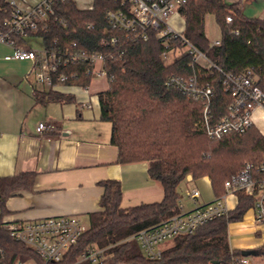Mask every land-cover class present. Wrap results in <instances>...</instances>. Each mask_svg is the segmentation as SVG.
Masks as SVG:
<instances>
[{
	"label": "trees",
	"instance_id": "16d2710c",
	"mask_svg": "<svg viewBox=\"0 0 264 264\" xmlns=\"http://www.w3.org/2000/svg\"><path fill=\"white\" fill-rule=\"evenodd\" d=\"M109 8L107 0H97L93 11L80 9L72 1L55 0L57 20L50 19L48 33L38 36L46 48L76 42L85 52L106 55L109 89L100 93L98 99L101 119L112 126L111 144L119 150L118 162H149V177L162 184L164 197L158 203L123 208L120 183H100L104 189L100 211L90 215V226L77 246L55 264H234L242 254L230 249L229 225L242 221L254 204L253 198L241 193L238 205L228 217L200 228L192 236L175 238L171 247L163 249L159 260L145 258L133 237L181 212L179 186L189 175L195 181L208 177L214 195L224 196V184L228 179L246 164L262 161L264 137L252 127L243 135L209 139L201 124L202 102L166 86L169 76H191L190 58L166 64L162 58L163 47L155 39L148 42L123 40L117 47L103 48L101 42L108 36L105 15ZM181 11L185 16L184 34L190 43L225 72L240 74L253 68L259 79L258 86L264 91V19L250 18L237 3L229 4L225 0H188ZM10 12L9 4L0 0V31L6 30L4 23ZM209 15L215 17L221 31L219 45H213L206 35L205 23ZM227 16H232L230 24L226 22ZM87 71L86 64L72 66L68 72L75 73L77 79L61 85L87 88L92 81ZM220 81L218 73L210 79L215 88L212 106L215 119L226 113L231 102ZM42 96L49 101H67L52 90ZM244 137L249 143L241 142ZM237 144L245 145L239 150ZM242 152L241 161L247 159V162H227L229 155ZM255 152V158L251 157ZM32 176L23 175L30 180ZM17 179L20 178L0 181L1 215H4V203L12 194ZM90 246L106 250L102 263L79 262ZM0 249L5 251L3 264L29 259L41 262L34 251L15 242L1 227ZM258 256L264 259V248L258 251Z\"/></svg>",
	"mask_w": 264,
	"mask_h": 264
},
{
	"label": "built area",
	"instance_id": "2783aa9c",
	"mask_svg": "<svg viewBox=\"0 0 264 264\" xmlns=\"http://www.w3.org/2000/svg\"><path fill=\"white\" fill-rule=\"evenodd\" d=\"M9 4L11 12L5 21V31H0V45L14 50L7 59L30 61L36 84L53 89L70 79H77L75 73L68 72L74 65H88L87 73L92 80L105 79L109 83L106 70V55L103 53L83 51L78 43L41 50L30 49L24 39L40 37L47 34L48 21L55 17V0H41L37 5H23L18 0H4ZM74 2L73 0H61ZM97 0H92L88 11H93ZM110 8L105 18L108 25V36L101 42L103 48H114L123 40L148 42L155 39L163 47V61L171 64L177 59L189 57V66L193 73L189 77L169 76L166 86L175 89L189 99L201 101L203 104L202 126L205 135L211 140H221L229 134L243 135L253 127L255 109L264 108V91L258 86V76L253 68L240 74L225 72L210 61L206 55L170 25L169 20L182 13L188 0H107ZM243 0L238 5L241 7ZM75 3V2H74ZM226 22H232L227 16ZM64 26L66 23L62 22ZM89 29L92 25H89ZM236 34H238L236 32ZM41 38V37H40ZM219 45V41H213ZM216 73L221 75L224 92L230 96L231 102L226 113L214 118L212 106L215 88L210 82ZM52 125L42 122L37 132L43 134L52 131ZM224 188L226 194L211 203L199 205L200 190L193 188L187 192L195 204L188 212L181 211L165 222L152 228L142 230L133 238L138 242L142 253L148 260H159L162 257L161 246L177 237L192 236L200 228L228 217L232 211L228 197L244 194L253 198L251 207L257 225L264 224V156L259 164H246L245 167L228 179ZM0 227L17 243L34 251L41 262L35 259L19 260L15 264H55L77 246L87 227L76 216L51 217L33 222L10 221L2 217ZM105 249L96 246L87 248L79 262L90 261L102 263L106 259ZM5 251L0 249V264H3ZM234 264H254L252 257H240Z\"/></svg>",
	"mask_w": 264,
	"mask_h": 264
},
{
	"label": "crops",
	"instance_id": "0c3cea01",
	"mask_svg": "<svg viewBox=\"0 0 264 264\" xmlns=\"http://www.w3.org/2000/svg\"><path fill=\"white\" fill-rule=\"evenodd\" d=\"M32 38L24 39L30 49H34ZM13 53L11 47L0 45V181L20 178L4 203L3 218L33 222L76 216L89 228L90 215L101 209L104 189L100 183L107 181L120 183L123 208L163 200L162 184L149 177V162H118L119 150L111 144L112 126L101 119L98 99L109 89L107 80H92L87 88L58 85L49 89L36 84L30 61L7 59ZM51 90L67 101L42 96ZM42 122L54 129L39 134L37 127ZM253 128L264 137V108L255 109ZM25 174H32L31 180ZM193 188L200 190L199 205L220 198L214 195L208 177L195 181L188 176L179 186L183 212L195 207L187 195ZM227 200L234 211L238 197ZM261 231L264 224L255 223L250 208L242 221L229 225L231 251L262 250L264 238L256 237ZM243 233L250 237H239ZM172 244L166 242L161 249ZM252 260L264 264L260 256Z\"/></svg>",
	"mask_w": 264,
	"mask_h": 264
},
{
	"label": "rangeland",
	"instance_id": "374dc122",
	"mask_svg": "<svg viewBox=\"0 0 264 264\" xmlns=\"http://www.w3.org/2000/svg\"><path fill=\"white\" fill-rule=\"evenodd\" d=\"M18 1L23 5H37L41 0H18ZM73 1L77 4V6L80 9H88L92 5V0H73ZM225 1L229 4H235V3L240 2V0H225ZM242 4H243V6L241 7L239 5V8L242 11H245V14L248 17H250V18H259V17L261 18L262 17L261 19H264V0H243ZM169 23L179 33L184 32L185 20L182 16L175 15V16L171 17V19L169 20ZM205 25H206L205 26L206 27V35L210 41L213 42V41L221 38V31H220V29L217 25L216 19L213 15L207 16ZM30 43H31V46L36 50H41L43 48L42 39L39 37H33L30 40ZM242 140L243 141H241V142H243L245 144L249 143V139L247 137L242 138ZM245 144H243V145L237 144L236 148H238L240 150L243 148V146ZM243 150H245V149H243ZM244 152H247V150H245ZM241 154H243V152L236 154L235 156L229 155L230 157L228 158L229 160L227 162L229 163L232 160H234V161L236 160L237 163L244 164L248 160L245 159L244 161H241V157H240ZM255 155H256V152L254 154H250V156L254 157V158H255ZM189 176H191V175H189ZM239 237H242V238L250 237V234L249 233H247V234L243 233L242 235H239ZM256 237L263 239L264 238V231H261V233H259ZM169 244H171V241H169ZM260 261L263 262L264 259L262 258V260H260Z\"/></svg>",
	"mask_w": 264,
	"mask_h": 264
},
{
	"label": "water",
	"instance_id": "95a60500",
	"mask_svg": "<svg viewBox=\"0 0 264 264\" xmlns=\"http://www.w3.org/2000/svg\"><path fill=\"white\" fill-rule=\"evenodd\" d=\"M241 254L243 257H256V256H258V252L254 251V250L242 251Z\"/></svg>",
	"mask_w": 264,
	"mask_h": 264
}]
</instances>
